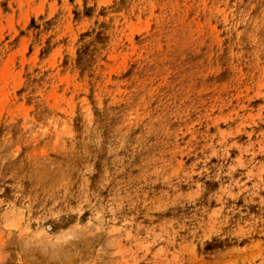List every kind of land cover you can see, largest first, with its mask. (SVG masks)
I'll list each match as a JSON object with an SVG mask.
<instances>
[{
	"label": "rangeland",
	"instance_id": "rangeland-1",
	"mask_svg": "<svg viewBox=\"0 0 264 264\" xmlns=\"http://www.w3.org/2000/svg\"><path fill=\"white\" fill-rule=\"evenodd\" d=\"M0 264H264V0H0Z\"/></svg>",
	"mask_w": 264,
	"mask_h": 264
}]
</instances>
